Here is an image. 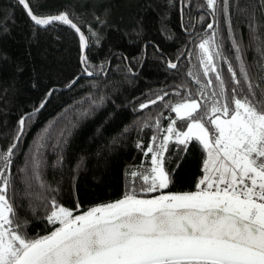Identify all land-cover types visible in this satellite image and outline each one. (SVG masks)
<instances>
[{
	"label": "snow or ice",
	"instance_id": "1",
	"mask_svg": "<svg viewBox=\"0 0 264 264\" xmlns=\"http://www.w3.org/2000/svg\"><path fill=\"white\" fill-rule=\"evenodd\" d=\"M173 2L168 0L170 6ZM232 2L236 11L246 16L248 45L234 26L230 0H204L195 5L204 10L198 23L208 18L203 34L193 37L199 38L194 45L198 51L187 53L196 61L192 66L196 70L186 73L190 84L176 86L174 94L181 99L174 105L164 104L176 114V118H169L167 127L161 125L163 112L159 116L149 113L139 121L141 131L157 130L146 149L142 142L137 144L146 158L151 154L150 166L131 172L134 179L121 199L83 212L79 203L74 209L61 205L55 196L58 189L44 179V149L47 141L54 139L45 129L25 167L19 170L29 206L35 212L32 200L41 201L48 212L46 219L53 225L47 234L35 237L26 231L28 221L17 214L14 191L9 195L16 150L32 114L21 116L12 142L0 147V264H264V20H258L255 6L248 13L239 7L238 0ZM17 3L34 26L48 28L59 23L78 35L83 75H106L109 62L95 66L86 54L100 39L90 25L77 21L69 11L44 14L39 10L40 0ZM180 3L183 13L190 0ZM258 3L264 15V0ZM162 31L167 32V27L162 25ZM166 38L171 39V34ZM253 47L255 57L250 63L246 53ZM123 59L127 61V57ZM223 64L227 65V78ZM167 67L178 69V63L169 60ZM128 71L132 73L131 67ZM79 79L75 77L66 87L71 88ZM51 95L49 91L47 96ZM168 95L167 91L155 94L137 110L143 112ZM46 103L47 99L35 111ZM193 141L205 154L204 174L196 190L164 191L174 175V170L166 168L169 144L173 143L179 154V167ZM65 143L62 131L55 149L61 150ZM61 161L59 158L57 163Z\"/></svg>",
	"mask_w": 264,
	"mask_h": 264
},
{
	"label": "trees",
	"instance_id": "2",
	"mask_svg": "<svg viewBox=\"0 0 264 264\" xmlns=\"http://www.w3.org/2000/svg\"><path fill=\"white\" fill-rule=\"evenodd\" d=\"M40 3L39 10L44 14L69 11L77 21L90 25L100 39L86 50L88 58L95 66L109 63L106 75L86 77L82 74L78 35L72 29L59 23L54 27H36L17 0H0V26L6 25L0 27V147L6 148L12 142L21 116L32 114L16 150L9 195L14 191L17 214L28 221L26 231L33 237L47 234L53 225L47 221L48 212L41 201L32 200L35 212L29 206L30 198L25 196L23 173L19 170L25 167L45 129L54 139L48 140L44 149V179L58 189L55 196L61 205L74 209L79 203L83 212L121 199L134 179L131 172L150 166L151 154L146 158L137 144L142 142L146 149L156 129L141 131L139 121L149 113L159 116L163 112L160 119L163 127H167L169 118H176L164 104H175L181 99L174 94L177 85L190 84L186 73L191 70L193 58L187 53L196 51L194 45L199 38L193 37L203 34L208 22L206 18L198 23L204 10L195 5L203 4L204 0H190L183 13L180 0H174L171 6L168 0H40ZM238 5L248 13L255 6L258 20H264L258 0H238ZM229 11L247 46L246 16L236 11L232 0ZM96 17L105 23H97ZM162 25L167 32L162 31ZM220 27L227 52L229 44L222 16ZM169 34L171 39L166 38ZM254 57L253 47L246 58L251 63ZM169 60L177 62L178 69L168 68ZM222 68L227 78V65ZM77 76L80 77L77 83L66 87ZM49 91L51 96H47ZM162 91L169 92L164 101L143 112L137 110L141 102ZM45 99L44 107L35 111ZM62 131L66 143L56 150ZM204 157L201 147L193 141L176 167L180 158L175 145L170 143L166 168L174 170V175L164 191L196 190L197 181L204 174L201 171ZM59 158L62 161L58 164ZM136 180L139 184V178Z\"/></svg>",
	"mask_w": 264,
	"mask_h": 264
},
{
	"label": "rangeland",
	"instance_id": "3",
	"mask_svg": "<svg viewBox=\"0 0 264 264\" xmlns=\"http://www.w3.org/2000/svg\"><path fill=\"white\" fill-rule=\"evenodd\" d=\"M196 51H198V50L196 49ZM195 63H196V61L193 59V64H195ZM193 64H192V66H193ZM191 70L195 71L196 69H193V67H191ZM200 71H202V68L200 69ZM161 125L163 127L162 120H161ZM155 134H157V130H156V133ZM161 135H162V133H161Z\"/></svg>",
	"mask_w": 264,
	"mask_h": 264
},
{
	"label": "water",
	"instance_id": "4",
	"mask_svg": "<svg viewBox=\"0 0 264 264\" xmlns=\"http://www.w3.org/2000/svg\"><path fill=\"white\" fill-rule=\"evenodd\" d=\"M86 76V75H85ZM86 77H89V76H86Z\"/></svg>",
	"mask_w": 264,
	"mask_h": 264
}]
</instances>
